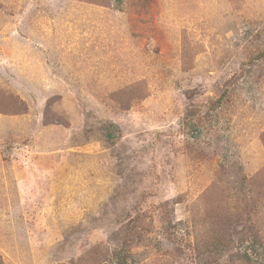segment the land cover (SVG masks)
Here are the masks:
<instances>
[{"label":"rangeland","instance_id":"obj_1","mask_svg":"<svg viewBox=\"0 0 264 264\" xmlns=\"http://www.w3.org/2000/svg\"><path fill=\"white\" fill-rule=\"evenodd\" d=\"M253 236L264 0H0V264H252Z\"/></svg>","mask_w":264,"mask_h":264},{"label":"trees","instance_id":"obj_2","mask_svg":"<svg viewBox=\"0 0 264 264\" xmlns=\"http://www.w3.org/2000/svg\"><path fill=\"white\" fill-rule=\"evenodd\" d=\"M259 238L256 237V236H253V240L249 241V245L247 247V250L246 251H243L242 255L243 256V259L247 262H250L252 264L254 263H257V264H264V260H262V253H263V250L262 251H258V252H261L259 253L257 256V249H259V242H256L258 241ZM255 242V243H254ZM258 246V247H257ZM249 250V252H248ZM253 252V253H252Z\"/></svg>","mask_w":264,"mask_h":264}]
</instances>
